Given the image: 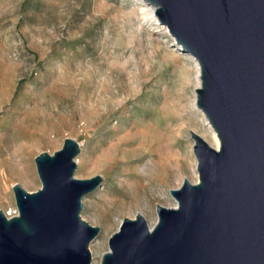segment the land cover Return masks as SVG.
Instances as JSON below:
<instances>
[{"label":"rangeland","instance_id":"374dc122","mask_svg":"<svg viewBox=\"0 0 264 264\" xmlns=\"http://www.w3.org/2000/svg\"><path fill=\"white\" fill-rule=\"evenodd\" d=\"M140 7L136 0H0V210L16 208L15 183L28 192L41 187L39 153L75 139L74 176L102 177L81 211L100 228L91 264H101L124 218L141 213L153 227L158 204L176 206L170 190L184 178L198 181L190 131L213 146L194 125L193 64L172 36L142 21ZM125 136L131 143L113 149ZM134 149L140 157L121 163Z\"/></svg>","mask_w":264,"mask_h":264},{"label":"water","instance_id":"95a60500","mask_svg":"<svg viewBox=\"0 0 264 264\" xmlns=\"http://www.w3.org/2000/svg\"><path fill=\"white\" fill-rule=\"evenodd\" d=\"M200 66L196 104L218 149L190 131L198 181L171 189L150 227L124 218L101 264H264V0H143ZM81 146L65 138L35 158L41 187L12 186L18 214L0 210V264H91L100 228L81 216L102 177L74 176Z\"/></svg>","mask_w":264,"mask_h":264},{"label":"bare ground","instance_id":"6f19581e","mask_svg":"<svg viewBox=\"0 0 264 264\" xmlns=\"http://www.w3.org/2000/svg\"><path fill=\"white\" fill-rule=\"evenodd\" d=\"M139 4H140V11L142 15V21L146 24H149L150 26H153L156 31L158 32H165L167 34H169L170 36H172L167 28L166 25H163L159 22L158 17L155 14V7L153 5H150L146 2H144L143 0H136ZM148 26V25H147ZM173 39V45L177 48V50L179 51V54L184 56L186 59H188L189 61H191V63L193 64V69L195 71V74H191V75H195V79H196V87L199 86L200 84V66L199 63L197 61V59L190 53H185L181 50L180 46L175 42V39L172 37ZM194 73V72H193ZM192 80V79H191ZM134 82V81H133ZM193 82V81H192ZM191 101V100H190ZM182 102V101H181ZM189 103V102H188ZM163 106V105H162ZM192 108L194 109L196 115L198 116L199 121H194V125L196 127H199L202 131L203 134H205L207 136V138H209L212 141L213 147L215 149H218L220 142H219V138L217 136V133L215 132L214 128L212 127L211 123L209 122V120L207 119L205 113L197 106L196 104V93L194 95V99L192 101L191 104ZM157 110V109H156ZM159 110V109H158ZM159 113V112H158ZM193 115V114H192ZM159 116V115H158ZM166 118V117H165ZM164 118V119H165ZM155 119V118H154ZM150 120V119H149ZM168 120V119H167ZM166 121V120H165ZM143 122V121H141ZM130 123V122H129ZM174 123V122H173ZM162 124V123H161ZM129 125V124H128ZM139 125V124H138ZM159 125V124H158ZM164 125V124H163ZM172 125V124H170ZM205 137V136H204ZM134 140V139H133ZM130 142V140L128 139L127 136L120 138L116 144H112V148H120L122 146H126L128 145ZM135 144V143H134ZM176 147V146H175ZM130 148V147H129ZM128 148V149H129ZM141 148V147H140ZM127 149V148H126ZM179 150V149H178ZM119 151V150H118ZM122 152V151H121ZM147 152V150H146ZM119 153V152H118ZM141 152L138 149H134V150H124L122 157H121V163L123 164H130L134 159L137 160L140 157ZM152 158V157H151ZM153 159V158H152ZM85 160V159H84ZM151 162V161H150ZM125 166V165H124ZM147 166V165H146ZM119 168V167H118ZM141 168V167H140ZM176 168V167H175ZM128 169V168H127ZM139 169V168H138ZM145 171V170H144ZM169 172V171H168ZM139 173V172H138ZM109 174V173H108ZM111 174V173H110ZM148 174V173H147ZM127 175L129 177H133V179L140 181V177H138L137 175L134 174V172H132V170H127ZM163 175V174H162ZM108 176V175H107ZM125 176V175H124ZM167 176V175H165ZM122 177V176H121ZM128 177V178H129ZM144 177V176H143ZM151 177H153L151 175ZM166 179V178H165ZM159 180V179H158ZM169 181V180H168ZM141 182V181H140ZM157 182V181H156ZM166 182V181H165ZM170 182V181H169ZM197 182V181H196ZM121 183V182H120ZM136 183V185H138ZM145 183H147L145 181ZM160 183V182H159ZM168 183V182H167ZM128 184V183H127ZM149 184V182H148ZM135 185V186H136ZM147 185V184H146ZM151 185V184H150ZM153 185V184H152ZM129 186V185H128ZM122 187V186H121ZM120 187V188H121ZM140 188V187H139ZM126 189V188H125ZM130 189V188H129ZM128 189V190H129ZM136 189V188H135ZM146 189V188H145ZM116 190V189H115ZM141 190V189H140ZM117 192V191H116ZM125 192V191H124ZM120 193V192H119ZM133 193V192H132ZM134 194V193H133ZM132 194V195H133ZM137 194V193H136ZM140 195V194H139ZM118 197V196H117ZM122 197V196H121ZM134 197V196H133ZM130 198V197H129ZM136 198V197H135ZM128 199V198H127ZM138 199V198H136ZM130 201V200H129Z\"/></svg>","mask_w":264,"mask_h":264},{"label":"built area","instance_id":"2783aa9c","mask_svg":"<svg viewBox=\"0 0 264 264\" xmlns=\"http://www.w3.org/2000/svg\"><path fill=\"white\" fill-rule=\"evenodd\" d=\"M18 214V210H17V207L16 208H10L7 212H6V215L8 217H12V216H15Z\"/></svg>","mask_w":264,"mask_h":264}]
</instances>
